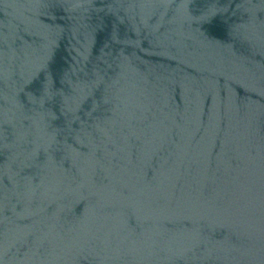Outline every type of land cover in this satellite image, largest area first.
<instances>
[{
    "label": "water",
    "instance_id": "water-1",
    "mask_svg": "<svg viewBox=\"0 0 264 264\" xmlns=\"http://www.w3.org/2000/svg\"><path fill=\"white\" fill-rule=\"evenodd\" d=\"M0 264H264V0H0Z\"/></svg>",
    "mask_w": 264,
    "mask_h": 264
}]
</instances>
